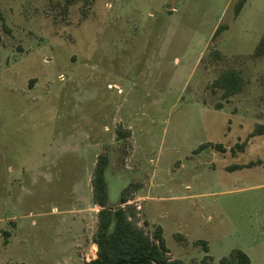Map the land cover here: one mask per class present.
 Returning <instances> with one entry per match:
<instances>
[{"label":"rangeland","instance_id":"1","mask_svg":"<svg viewBox=\"0 0 264 264\" xmlns=\"http://www.w3.org/2000/svg\"><path fill=\"white\" fill-rule=\"evenodd\" d=\"M240 1L0 0V264L96 258L101 155L171 262L264 264V0Z\"/></svg>","mask_w":264,"mask_h":264},{"label":"trees","instance_id":"2","mask_svg":"<svg viewBox=\"0 0 264 264\" xmlns=\"http://www.w3.org/2000/svg\"><path fill=\"white\" fill-rule=\"evenodd\" d=\"M246 0H241L236 8L237 15L242 11ZM224 30L220 26L214 35L218 37ZM217 57L219 55L217 54ZM244 81L239 73L228 71L223 73L215 82L214 87L223 90V97L229 98L240 93ZM264 135V126L258 125L250 137ZM212 144L202 145L195 153H199ZM215 148L220 151L222 146L216 145ZM243 149V146H239ZM110 164V158L107 155H101L96 163L94 176L92 180L93 197L95 204L101 208L98 212V229L94 236V244L97 246L96 258L85 264H181L180 262H171L167 254L169 252L162 227H157L153 236H149L144 229L133 222L135 209L127 206L129 200L126 197L121 199L120 206L117 208L109 207L106 172ZM249 164L247 167H253ZM246 168L244 166H235L234 170ZM233 170V169H231ZM122 205H126L122 207ZM5 236L10 237L9 232H4ZM8 244V239L5 240ZM199 245L204 246L205 251H209L207 242ZM206 258L201 264H209ZM250 258L242 251L235 250L229 257L222 258L220 264H250Z\"/></svg>","mask_w":264,"mask_h":264},{"label":"water","instance_id":"3","mask_svg":"<svg viewBox=\"0 0 264 264\" xmlns=\"http://www.w3.org/2000/svg\"><path fill=\"white\" fill-rule=\"evenodd\" d=\"M154 264H156V263H154Z\"/></svg>","mask_w":264,"mask_h":264}]
</instances>
